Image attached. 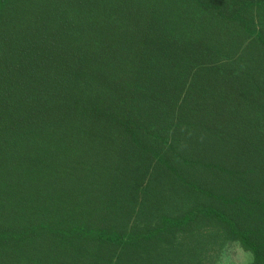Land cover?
Segmentation results:
<instances>
[{"label":"trees","instance_id":"obj_1","mask_svg":"<svg viewBox=\"0 0 264 264\" xmlns=\"http://www.w3.org/2000/svg\"><path fill=\"white\" fill-rule=\"evenodd\" d=\"M264 264V0H0V264Z\"/></svg>","mask_w":264,"mask_h":264},{"label":"rangeland","instance_id":"obj_2","mask_svg":"<svg viewBox=\"0 0 264 264\" xmlns=\"http://www.w3.org/2000/svg\"><path fill=\"white\" fill-rule=\"evenodd\" d=\"M250 260V253L244 252L237 245H232L224 250L218 264H248Z\"/></svg>","mask_w":264,"mask_h":264}]
</instances>
